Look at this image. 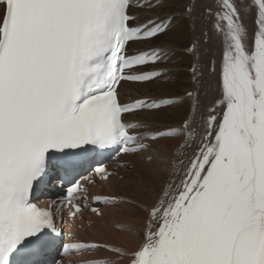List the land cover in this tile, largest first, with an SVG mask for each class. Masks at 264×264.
I'll list each match as a JSON object with an SVG mask.
<instances>
[{"label": "snow or ice", "instance_id": "6c2138e0", "mask_svg": "<svg viewBox=\"0 0 264 264\" xmlns=\"http://www.w3.org/2000/svg\"><path fill=\"white\" fill-rule=\"evenodd\" d=\"M166 6L168 0H0V264H48L60 247L63 255L103 249L115 257L82 264H264V0L243 5L254 17L250 42L237 0H216L214 8L187 0L181 12L132 26L131 9ZM198 9L221 38L219 65L213 60L211 66L217 75L214 105L198 121L194 86L185 92L190 117L178 126L142 132L145 125L126 121V114L161 110L177 100L121 101L122 82L164 75L135 71L160 62L164 49L128 55L127 46L186 20L193 31L187 51H197L208 35L195 34ZM191 73L198 83L196 64ZM160 139L178 141V155L184 148L193 152L187 165L179 161L178 181L171 178L155 203L141 206L146 225L138 246L58 243V214L67 210L75 223L90 205L88 187L78 180L70 181L59 202L34 203L33 193L52 170L69 177L83 167L80 154L90 149L137 154L150 147L146 140ZM93 173L82 179L95 184L97 178L107 183L118 176L102 164ZM91 211L102 215L96 207Z\"/></svg>", "mask_w": 264, "mask_h": 264}, {"label": "bare ground", "instance_id": "6f19581e", "mask_svg": "<svg viewBox=\"0 0 264 264\" xmlns=\"http://www.w3.org/2000/svg\"><path fill=\"white\" fill-rule=\"evenodd\" d=\"M186 2L187 0H168V6H166L165 8H133L130 11L131 14L136 17L134 26L146 23L148 19H155L156 17L164 18L170 12H181L183 10V5ZM237 3L242 7V23L247 29L250 42L254 30V17L248 11L247 7H243V5L247 4V0H237ZM199 5L200 8H202L204 5H208L214 8L216 6V0H199ZM185 24L187 25L188 31L183 28ZM194 27L195 34L197 36L200 35L201 31L206 32L208 34L207 37L204 38V40H208V43H204V40H201L198 44V50L193 53H189L187 51V48L191 47L193 41V31L192 26H190L186 20H179V22L173 21V26L167 32L159 35L155 39L131 44L130 47L132 53L136 51H148L154 47L164 49L166 55L163 57L161 62L147 69L161 71L162 73H164V75H162L159 79L145 84H123L121 86V89L119 90L122 102L129 103L135 99L177 100L176 104L168 106L165 109H161L164 111H142L129 116L127 118L128 122L142 123L145 125V127L140 129V131L148 133L155 130H164L166 126H178L186 117H190V100L185 96V92L186 90H192L194 86L199 92L197 106L198 110L196 112L197 120L201 121L202 117L206 118L209 114V109L213 107L214 100L216 98L217 75L211 72L212 64L210 63L212 62L210 61L214 59L218 67L222 53L221 38L213 28L212 19L210 17H201L199 15V9L197 13V21ZM164 35L169 37L172 42H158V39H160ZM187 43H190V45ZM186 44L188 46H185ZM186 59H191L189 61V66L187 63V67L190 68H187L185 64H181ZM179 64L185 67L178 68ZM193 64L197 65L198 71L201 74L199 82L195 84L192 80L191 73V67ZM180 73H187L189 75L190 80L185 81ZM166 79L177 81L175 83H169V85H167L162 82ZM202 130L203 129L201 127V129H199L198 131L202 132ZM196 136L199 137V134H197ZM151 144L152 146H159L160 149L158 148L159 150L157 151L159 159L153 160L152 163H150L149 165L144 161L140 160V158L142 159V157L144 156L145 158L152 156L153 152L151 153V150H149V152L146 151L143 153L141 152L140 154L126 156L122 160L123 164L127 163L131 165L134 171L140 176V179H137L134 175H132L134 173L131 172L133 171L131 170L130 172L132 174H128L126 177L131 180L132 184H136L139 181L141 186L147 188V191H143L142 194H139V198L141 200V195H143L144 200H149L150 203H148V205H151L156 202L157 198L162 194V189L166 187L167 183L170 182L171 178H179L180 170L182 167L179 161L181 159H186V155H178V141L174 139H160ZM189 150L190 147L184 148L182 152L184 153L185 151ZM163 157L164 160H166L164 162H162ZM168 158L170 162V167L162 170V167L166 166ZM120 171L121 173H119V175L121 176H118V178L113 179L106 184L107 190H109V193L112 192L110 194H114L115 196L123 197L125 199H133L135 203L142 204L140 200L138 201V199L131 198L126 191L124 192V189L114 190L113 187H111L112 183H118L120 185L124 183V180L126 179H124V173L126 171V168H124L123 166ZM126 173H128V171H126ZM120 177H123V180L120 179ZM107 190L102 189L101 193H108ZM42 196L43 199L46 200H51L53 198V196L47 194H43ZM118 205L123 209H130L128 216L124 215V218L128 217L131 220H128L130 221V224L127 225V227L125 225V228L127 230V233L134 232L136 233V235L128 234V237H126L127 239L124 241L123 245L120 243H116L110 238L111 233L108 231L110 233L108 234V232L105 230L106 223H104V226L98 224L96 225V223L100 224L101 220L98 217L93 216H88V218H91V221H93V225L91 226L90 224V226H88L87 228V232H81L80 235L84 238L116 244L129 249L136 248L141 242V236L139 234L145 230L146 213L142 211V205L129 207L130 205L128 206L126 202L122 201L119 202ZM113 210L114 209L110 207H106L104 209V214L108 215L109 219L112 217H116L114 214L115 212ZM120 215L123 214L120 213ZM94 234L103 237V239L98 240L96 238H93Z\"/></svg>", "mask_w": 264, "mask_h": 264}, {"label": "rangeland", "instance_id": "374dc122", "mask_svg": "<svg viewBox=\"0 0 264 264\" xmlns=\"http://www.w3.org/2000/svg\"><path fill=\"white\" fill-rule=\"evenodd\" d=\"M183 28L185 29V30H187V25L185 24L184 26H183ZM188 31V30H187ZM178 36H179V34H178ZM190 40V39H189ZM205 41H208L207 39H205L204 40V43H208V42H205ZM158 42H160V43H164V42H172V40H170V38L169 37H167L166 35H164L163 37H161L160 39H158ZM187 44H189L190 45V43H187ZM185 45V46H188V45ZM177 49H179V48H177ZM177 54V53H176ZM183 56H184V54H183ZM191 59H186L185 61H183L181 64H185V66L187 67V63H188V66H189V64H190V61ZM214 60V59H213ZM212 60V61H213ZM212 61H210V62H212ZM181 64H179V67L178 66H176V67H178V68H181V67H185V66H183V65H181ZM210 64H212V63H210ZM187 68H190V67H187ZM181 75H182V77H183V79L185 80V81H189L190 80V78H189V75L187 74V73H180ZM177 80H171V79H166V80H164V81H162L163 83H165V84H167V85H169V83H175ZM165 109V108H164ZM161 111H164V110H161ZM160 149V147L159 146H150L146 151L147 152H149V150H151V153H152V156H151V160H149L148 159V157L147 158H145V156L144 157H142V159L140 158V160H142V161H144L145 163H147L148 165L150 164V163H152V161L153 160H158L159 159V157H158V150ZM146 151H142V153L143 152H146ZM140 154V153H139ZM164 161H166V160H164V157L162 158V162H164ZM168 167H170V162H169V158L167 159V162H166V166L165 167H162V170H164V169H167ZM124 168H126V171H128V173H126V171H125V173H124V183L122 184V185H120V184H118V183H112L111 184V187H113V189L114 190H118V189H124V192L126 191L127 193H128V195L131 197V198H135V199H138V201L140 200V198H139V194H142L143 193V191H147V188H145L144 186H141V184H140V182L138 181L136 184H132V182H131V180L129 179V178H127L126 176L128 175V174H132L131 172H133L134 174H132V175H134L137 179H140V176L134 171V169H133V167L131 166V165H129V164H127V163H125V165H124ZM161 168V167H160ZM150 169H152V168H150ZM131 170H133V171H131ZM131 171V172H130ZM123 180V179H122ZM130 180V181H129ZM126 181V182H125ZM128 184V185H127ZM140 184V185H139ZM116 185V186H115ZM125 186V187H124ZM102 189H105V190H107V188L106 187H102ZM145 189V190H144ZM107 191H109V190H107ZM140 202H142V204H139V205H143V204H146V205H148V203H150L149 202V200L148 199H145L144 200V198H143V195H141V200H140ZM129 206V205H128ZM131 206H135V205H132V204H130V206L129 207H131ZM110 208H112V209H114L113 211L115 212L114 214H115V216L116 217H112V218H110L109 219V216L108 215H106V214H104L102 217H98L100 220H101V222H100V224L99 223H96V225L98 224V225H101V226H104V223H106V228H105V230L108 232V234H110V238L112 239V241H114V242H116V243H120V244H122L123 245V243H124V241L127 239L126 237H128V234H132V233H127V230H126V228H125V225H126V227H127V225H129L130 224V219L128 218V217H125L124 218V215H127L128 216V214H129V208H127V209H123V208H121L119 205H113V206H111ZM118 208V209H117ZM124 210V211H123ZM118 211V212H117ZM121 211V212H120ZM120 213L121 214H123V215H120ZM119 217V218H118ZM121 217H122V219H121ZM127 219V220H126ZM125 220V221H124ZM128 220H130V221H128ZM93 222V221H92ZM123 223V224H122ZM125 223V224H124ZM128 223V224H127ZM58 229L59 230H61V227H58ZM87 232V231H86ZM89 232V231H88ZM126 234V235H125ZM93 238H96V239H98V240H101V239H103V237H101V236H98V235H93Z\"/></svg>", "mask_w": 264, "mask_h": 264}]
</instances>
